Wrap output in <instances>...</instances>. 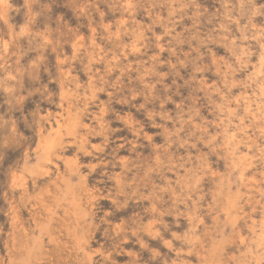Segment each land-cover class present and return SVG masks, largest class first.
<instances>
[{"label":"rangeland","instance_id":"1","mask_svg":"<svg viewBox=\"0 0 264 264\" xmlns=\"http://www.w3.org/2000/svg\"><path fill=\"white\" fill-rule=\"evenodd\" d=\"M189 263L264 264V0H0V264Z\"/></svg>","mask_w":264,"mask_h":264},{"label":"bare ground","instance_id":"2","mask_svg":"<svg viewBox=\"0 0 264 264\" xmlns=\"http://www.w3.org/2000/svg\"><path fill=\"white\" fill-rule=\"evenodd\" d=\"M228 5V4H227ZM226 5V6H227ZM126 20V19H125ZM258 28H260V27H258ZM259 35V34H258ZM89 59V58H88ZM116 59V58H115ZM261 73V72H260ZM16 74V73H15ZM63 86V85H62ZM214 91V90H213ZM210 98V97H209ZM219 105V104H218ZM149 117H151V116H149ZM170 117V116H169ZM95 119V118H94ZM197 129V128H196ZM243 130V129H242ZM230 136V135H229ZM225 138V137H224ZM239 151V150H238ZM234 155V154H233ZM249 156V155H248ZM254 223V222H253ZM245 241V240H244ZM262 241V240H261ZM258 246V245H257ZM260 246V245H259ZM260 248V247H259ZM246 252V251H245ZM251 252H252V250H251ZM247 255V254H246ZM253 255V254H252ZM254 257V256H253ZM259 257V256H258ZM185 263V262H184ZM190 264V263H189ZM244 264V263H243Z\"/></svg>","mask_w":264,"mask_h":264}]
</instances>
